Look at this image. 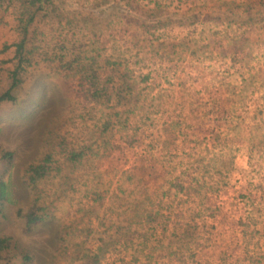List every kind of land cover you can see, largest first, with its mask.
<instances>
[{
	"label": "rangeland",
	"instance_id": "obj_1",
	"mask_svg": "<svg viewBox=\"0 0 264 264\" xmlns=\"http://www.w3.org/2000/svg\"><path fill=\"white\" fill-rule=\"evenodd\" d=\"M27 1L0 0V264H264V0Z\"/></svg>",
	"mask_w": 264,
	"mask_h": 264
},
{
	"label": "trees",
	"instance_id": "obj_2",
	"mask_svg": "<svg viewBox=\"0 0 264 264\" xmlns=\"http://www.w3.org/2000/svg\"><path fill=\"white\" fill-rule=\"evenodd\" d=\"M44 0H28V5H38V4H41ZM25 33V31H24ZM21 50V47L19 48L18 47V51ZM15 77H13V83L15 84L17 81H15ZM14 97L11 96V89H9L5 94H3V96L0 97V103L3 102V101H14ZM10 158L11 157V153H5L4 156H3V159L4 158ZM49 157H46V159L43 161V164H46L49 160ZM44 168L43 167H37V169L35 168H31V172H33L35 178H40L42 177V175L44 174ZM6 194L4 192V185L2 183H0V199L2 198H6ZM1 212V211H0ZM32 214H29L28 216V223L31 224V223H34L35 221L38 220L37 217H33V215L31 216ZM8 241L9 239L8 238H5V239H0V254L3 252L4 249H7L8 247ZM22 258L24 260L28 259L26 257V255H24L22 252H20Z\"/></svg>",
	"mask_w": 264,
	"mask_h": 264
}]
</instances>
